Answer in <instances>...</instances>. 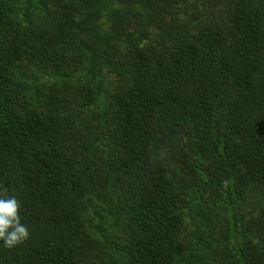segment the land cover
<instances>
[{"label":"trees","instance_id":"trees-1","mask_svg":"<svg viewBox=\"0 0 264 264\" xmlns=\"http://www.w3.org/2000/svg\"><path fill=\"white\" fill-rule=\"evenodd\" d=\"M0 264H264V0H0Z\"/></svg>","mask_w":264,"mask_h":264},{"label":"clouds","instance_id":"clouds-1","mask_svg":"<svg viewBox=\"0 0 264 264\" xmlns=\"http://www.w3.org/2000/svg\"><path fill=\"white\" fill-rule=\"evenodd\" d=\"M20 202L15 195L0 197V242L12 248L29 237L28 226L22 222Z\"/></svg>","mask_w":264,"mask_h":264}]
</instances>
